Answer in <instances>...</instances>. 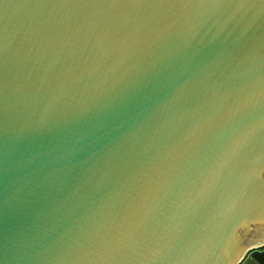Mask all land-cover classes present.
I'll list each match as a JSON object with an SVG mask.
<instances>
[{
    "label": "water",
    "instance_id": "95a60500",
    "mask_svg": "<svg viewBox=\"0 0 264 264\" xmlns=\"http://www.w3.org/2000/svg\"><path fill=\"white\" fill-rule=\"evenodd\" d=\"M263 245L264 0H0V264Z\"/></svg>",
    "mask_w": 264,
    "mask_h": 264
},
{
    "label": "crops",
    "instance_id": "0c3cea01",
    "mask_svg": "<svg viewBox=\"0 0 264 264\" xmlns=\"http://www.w3.org/2000/svg\"><path fill=\"white\" fill-rule=\"evenodd\" d=\"M239 264H264V245L250 250Z\"/></svg>",
    "mask_w": 264,
    "mask_h": 264
}]
</instances>
